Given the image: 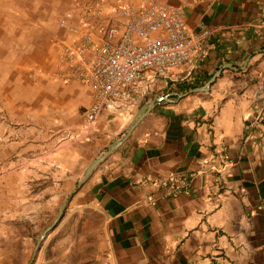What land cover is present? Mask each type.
<instances>
[{
    "label": "crops",
    "instance_id": "crops-1",
    "mask_svg": "<svg viewBox=\"0 0 264 264\" xmlns=\"http://www.w3.org/2000/svg\"><path fill=\"white\" fill-rule=\"evenodd\" d=\"M172 1L183 3L189 27L214 29L208 57L190 83L154 87L137 113L169 99L142 117L72 200L100 212V251L110 264H264V122L256 121L264 107V0ZM213 76L208 91L174 95ZM58 85L52 103L34 109L36 123H21L26 132L11 141L20 151L10 152L28 161L17 173L47 179L48 210L132 121L104 113L84 129L90 88ZM163 179L178 191L159 186Z\"/></svg>",
    "mask_w": 264,
    "mask_h": 264
},
{
    "label": "rangeland",
    "instance_id": "rangeland-1",
    "mask_svg": "<svg viewBox=\"0 0 264 264\" xmlns=\"http://www.w3.org/2000/svg\"><path fill=\"white\" fill-rule=\"evenodd\" d=\"M72 7V0H0V264H110L100 251L102 216L95 208L78 207L72 200L75 193L35 251L40 234L70 191L63 190L53 210L43 208L47 179L20 175L17 172L28 161L10 158V152L20 151L11 141L19 142L22 129L26 132L28 127L21 123H36V106L52 103V88L58 82L66 84L54 69L58 40L64 35L59 17ZM7 27L8 40L3 41L1 32ZM22 106L34 112L22 111Z\"/></svg>",
    "mask_w": 264,
    "mask_h": 264
},
{
    "label": "built area",
    "instance_id": "built-area-1",
    "mask_svg": "<svg viewBox=\"0 0 264 264\" xmlns=\"http://www.w3.org/2000/svg\"><path fill=\"white\" fill-rule=\"evenodd\" d=\"M59 17L64 35L54 74L91 90L83 128L104 113L131 121L154 87L188 84L208 57L214 29L187 24L183 3L171 0H72ZM264 122V107L256 115ZM169 193L171 179L158 181Z\"/></svg>",
    "mask_w": 264,
    "mask_h": 264
},
{
    "label": "water",
    "instance_id": "water-1",
    "mask_svg": "<svg viewBox=\"0 0 264 264\" xmlns=\"http://www.w3.org/2000/svg\"><path fill=\"white\" fill-rule=\"evenodd\" d=\"M215 76L211 77L204 85L200 86V87H195V88H191L188 89L186 92L182 93V94H178V93H174V95H176L178 98L191 94V93H196V92H204V91H208L210 84L213 82ZM163 99H169L168 96H160L158 98H155L153 100H151L146 106H144V111L142 113L139 114V112L136 114V116L132 119V121L129 123L127 129H126V133L125 136L120 139L117 140L115 142H113L108 149L99 157H97L96 159H94L85 169L82 178L78 181V183L76 184L75 187H73L71 189V191L69 192V194L66 196V198L64 199V201L62 202L58 213L54 219V221L47 226L44 231L40 234L38 240H37V244L35 247V251L38 249V246L40 244V242L42 241V239L44 238V236L46 235V233L53 228V226L58 222V220L61 218L67 203L69 201V199L71 198V196L76 192V190L82 185V183L87 179V177L90 175V173L92 172V170L103 160L105 159L111 152H113L114 150L117 149V147L122 143V141L124 139H126V137L130 134V132L132 131V129L136 126V124L142 119V117H144V115L146 113H148L153 107L154 105ZM35 251L33 253V255L35 254Z\"/></svg>",
    "mask_w": 264,
    "mask_h": 264
},
{
    "label": "bare ground",
    "instance_id": "bare-ground-1",
    "mask_svg": "<svg viewBox=\"0 0 264 264\" xmlns=\"http://www.w3.org/2000/svg\"><path fill=\"white\" fill-rule=\"evenodd\" d=\"M4 4V3H3ZM7 8V7H6ZM4 14V13H3ZM7 20H8V15H7ZM3 22V21H2ZM2 25V24H1ZM6 30V31H5ZM1 35H2V38H4L3 39V41H6V40H8V37H6V36H8V27L6 28V29H4L2 32H1ZM4 35V36H3ZM1 41V40H0ZM7 64H8V62H7Z\"/></svg>",
    "mask_w": 264,
    "mask_h": 264
},
{
    "label": "trees",
    "instance_id": "trees-1",
    "mask_svg": "<svg viewBox=\"0 0 264 264\" xmlns=\"http://www.w3.org/2000/svg\"><path fill=\"white\" fill-rule=\"evenodd\" d=\"M200 85H202V84H200ZM197 86H199V85H197V84L183 85V86H182V90H183V91H187L188 89H191V88H194V87H197Z\"/></svg>",
    "mask_w": 264,
    "mask_h": 264
}]
</instances>
